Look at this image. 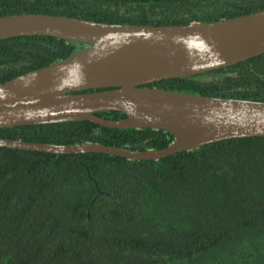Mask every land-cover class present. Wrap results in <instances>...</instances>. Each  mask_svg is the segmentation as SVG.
Instances as JSON below:
<instances>
[{
    "label": "trees",
    "instance_id": "16d2710c",
    "mask_svg": "<svg viewBox=\"0 0 264 264\" xmlns=\"http://www.w3.org/2000/svg\"><path fill=\"white\" fill-rule=\"evenodd\" d=\"M262 11L264 0H0V17L44 14L161 27ZM90 47L49 37L0 41V84ZM152 87L264 102V55ZM0 138L138 152L163 150L174 140L162 131L91 122L0 128ZM0 264H264V138L146 162L0 149Z\"/></svg>",
    "mask_w": 264,
    "mask_h": 264
},
{
    "label": "water",
    "instance_id": "95a60500",
    "mask_svg": "<svg viewBox=\"0 0 264 264\" xmlns=\"http://www.w3.org/2000/svg\"><path fill=\"white\" fill-rule=\"evenodd\" d=\"M19 37H49L91 47L1 83L0 128L91 122L106 129L162 131L174 140L166 149L138 152L102 144L60 146L0 138V149L146 162L224 141L264 138V102L152 87L264 55V11L215 23L164 27L44 14L0 17V41ZM109 112L126 118L108 121L97 116Z\"/></svg>",
    "mask_w": 264,
    "mask_h": 264
}]
</instances>
